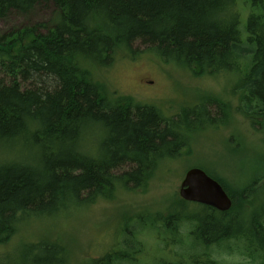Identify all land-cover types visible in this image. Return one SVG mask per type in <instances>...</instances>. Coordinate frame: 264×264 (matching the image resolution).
Wrapping results in <instances>:
<instances>
[{"label": "trees", "instance_id": "trees-1", "mask_svg": "<svg viewBox=\"0 0 264 264\" xmlns=\"http://www.w3.org/2000/svg\"><path fill=\"white\" fill-rule=\"evenodd\" d=\"M239 1L0 0V20L42 5L53 9L48 22L0 34V264H74L48 236L1 250L30 219L55 218L65 207L95 204L117 190L144 189L159 163L187 146L185 133L197 129L195 119L218 120L208 104L227 114L230 104L218 98L165 117L153 106L109 93L100 73L135 55V44L196 75L239 77L235 111L252 125L264 122V14L250 12L241 29L246 1ZM213 179L236 208L232 191ZM250 189L244 197L253 210L236 212L233 226L228 213L200 207L188 240L179 235L184 216L169 215L164 224L150 220L140 224L143 230L119 234L123 241L116 246L128 249L93 264H139L147 250L136 236L157 228L166 241H190L199 253L191 262L180 255L176 264H219L214 247L241 236L236 242H245L243 254L264 264V182ZM162 259L155 264H175Z\"/></svg>", "mask_w": 264, "mask_h": 264}, {"label": "rangeland", "instance_id": "rangeland-1", "mask_svg": "<svg viewBox=\"0 0 264 264\" xmlns=\"http://www.w3.org/2000/svg\"><path fill=\"white\" fill-rule=\"evenodd\" d=\"M245 1V4L239 1L244 11L241 29L250 12L264 14V0L263 6L260 4L263 9L258 1ZM52 16L53 9L49 5L39 6L27 16L10 14L0 20V34L32 28L48 22ZM38 32L44 33V30ZM134 47L137 49L135 55L119 61L104 74L100 73L99 80L104 81L109 93L131 97L137 104L153 106L165 117H175L185 109L192 110L202 101L218 98L231 105L227 114L223 111L218 114L213 103L208 104L206 107L211 118L218 120L211 124L206 118L195 119L192 124L197 129L185 133L187 146L175 159L159 163L155 177L144 189L117 190L112 198L100 199L95 204L65 207L63 213L55 218L30 219L1 251H12L22 241L48 236L66 248V257L72 263L93 264L108 252L128 249L127 246H116L122 239L119 234L123 230L131 231L132 227L135 231L143 230L145 228L140 224L150 220L164 224L169 215L173 219L184 216L179 218L180 239L192 240L193 236L189 234L194 231L196 222L191 218L203 210L194 203L180 204L178 195L185 173L192 168H199L226 184L236 200V212L240 209L245 215L252 212V205L248 199L245 200L244 194L250 195L251 187L260 188L264 182V122L252 125L235 111L239 105V94L233 95V89L240 78L226 73L196 75L144 51L140 44ZM135 221L138 226H135ZM157 230L137 234L136 240L147 250L137 258L139 264H155L160 257L176 264L182 259L180 255L184 256L183 261L191 262L192 256L199 254L193 249L192 242L180 245L166 241L160 228ZM243 238H232L218 249L214 247L212 258L219 264H260L261 259L250 260L243 254L245 242H236ZM122 241L119 240L121 245Z\"/></svg>", "mask_w": 264, "mask_h": 264}, {"label": "water", "instance_id": "water-1", "mask_svg": "<svg viewBox=\"0 0 264 264\" xmlns=\"http://www.w3.org/2000/svg\"><path fill=\"white\" fill-rule=\"evenodd\" d=\"M178 195L184 202L204 205L219 212H226L231 207V200L223 187L199 168L185 173Z\"/></svg>", "mask_w": 264, "mask_h": 264}, {"label": "flooded vegetation", "instance_id": "flooded-vegetation-1", "mask_svg": "<svg viewBox=\"0 0 264 264\" xmlns=\"http://www.w3.org/2000/svg\"><path fill=\"white\" fill-rule=\"evenodd\" d=\"M227 194V193H226ZM181 200V199H180ZM230 200H231V207H230V209L228 210V211H226V212H219V211H217V210H215V209H212V208H210V207H207V206H204V205H200V204H196L197 206H199V207H206V208H209V209H211L212 211H216V212H218V213H222V214H225V213H228L229 214V217H228V220L229 219H231L232 221H231V224H232V226H233V224H234V220H235V217H236V211H235V208H234V202H233V200H232V198H230ZM182 201V200H181ZM184 202V201H183ZM195 204V203H194ZM233 233H232V235H234V232H235V229L233 228V231H232Z\"/></svg>", "mask_w": 264, "mask_h": 264}]
</instances>
